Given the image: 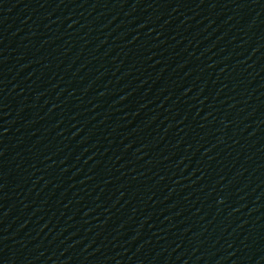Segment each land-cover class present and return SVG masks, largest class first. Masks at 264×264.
I'll use <instances>...</instances> for the list:
<instances>
[{"label": "water", "instance_id": "obj_1", "mask_svg": "<svg viewBox=\"0 0 264 264\" xmlns=\"http://www.w3.org/2000/svg\"><path fill=\"white\" fill-rule=\"evenodd\" d=\"M0 264H264V0H0Z\"/></svg>", "mask_w": 264, "mask_h": 264}]
</instances>
